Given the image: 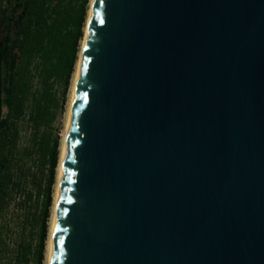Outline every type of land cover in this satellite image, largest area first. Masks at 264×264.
Returning a JSON list of instances; mask_svg holds the SVG:
<instances>
[{"label":"water","instance_id":"obj_1","mask_svg":"<svg viewBox=\"0 0 264 264\" xmlns=\"http://www.w3.org/2000/svg\"><path fill=\"white\" fill-rule=\"evenodd\" d=\"M84 37L50 264H264V0H94Z\"/></svg>","mask_w":264,"mask_h":264},{"label":"trees","instance_id":"obj_2","mask_svg":"<svg viewBox=\"0 0 264 264\" xmlns=\"http://www.w3.org/2000/svg\"><path fill=\"white\" fill-rule=\"evenodd\" d=\"M90 1L0 0V264H45L60 161L52 128Z\"/></svg>","mask_w":264,"mask_h":264},{"label":"rangeland","instance_id":"obj_3","mask_svg":"<svg viewBox=\"0 0 264 264\" xmlns=\"http://www.w3.org/2000/svg\"><path fill=\"white\" fill-rule=\"evenodd\" d=\"M91 3H92V0L90 1V4H89L88 16H89V13H90V10H91ZM86 27H87V23H86ZM86 27H85V30H86ZM82 48H83V41H82V44H81V50H80V53H79L78 61L80 59ZM78 61H77V64H76L75 72H74V74L72 76V79H71L70 87H69L68 93L66 95V99H65V102H64L63 109L58 112L57 119L54 122L53 128H52L53 136H57L58 135L59 138H60V161H61V156H62V149H63V143H64V138H65V133H66V127H67V123H68V116H69V109H70V105H71L72 90H73V85H74V81H75V74H76V71H77V68H78V63H79ZM61 91H62V89H61ZM60 161H59V165H60ZM58 180H59V166H58V169H57L56 183H55V186H54V200H53V207H52V216H51V219H50V222H49V236H48V241H47L45 264H48V258H47V256H48V245H49L51 224H52L53 215H54L55 195H56Z\"/></svg>","mask_w":264,"mask_h":264},{"label":"bare ground","instance_id":"obj_4","mask_svg":"<svg viewBox=\"0 0 264 264\" xmlns=\"http://www.w3.org/2000/svg\"><path fill=\"white\" fill-rule=\"evenodd\" d=\"M93 2H94V0H92V3H91V10H90V13H89V16H88V20H87V27H88V24H89L90 15H91V11H92V8H93ZM87 27H86L85 31H87ZM84 45H85V37H84V40H83V47H84ZM81 57H82V52H81V55H80V59L78 61L79 62L78 63V68H77V71H76V74H75V81H74L73 90H72V98H71V105H70V109H69L68 123H67V127H66L64 143H63L61 161H60V165H59V180H58V185H57V190H56V195H55V208H54V215H53V220H52V224H51L50 238H49V245H48V256H47L48 264H50L51 255H52L53 235H54V230H55L54 229V222H55V219H56L57 203H58V197H59V191H60V183H61V174H62V168H63V164H64L66 141H67V137H68V130H69V124H70V119H71V114H72V106H73L75 90H76V86H77V79H78V72H79V66H80V62H81Z\"/></svg>","mask_w":264,"mask_h":264},{"label":"snow or ice","instance_id":"obj_5","mask_svg":"<svg viewBox=\"0 0 264 264\" xmlns=\"http://www.w3.org/2000/svg\"><path fill=\"white\" fill-rule=\"evenodd\" d=\"M61 243H63V241H61Z\"/></svg>","mask_w":264,"mask_h":264}]
</instances>
